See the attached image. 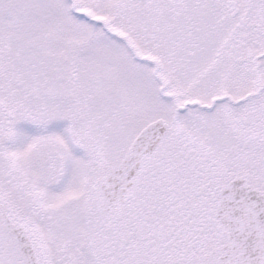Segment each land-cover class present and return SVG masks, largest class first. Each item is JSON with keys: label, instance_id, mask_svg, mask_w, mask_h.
I'll list each match as a JSON object with an SVG mask.
<instances>
[{"label": "snow or ice", "instance_id": "obj_1", "mask_svg": "<svg viewBox=\"0 0 264 264\" xmlns=\"http://www.w3.org/2000/svg\"><path fill=\"white\" fill-rule=\"evenodd\" d=\"M0 264H264V0H0Z\"/></svg>", "mask_w": 264, "mask_h": 264}]
</instances>
